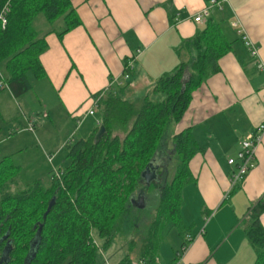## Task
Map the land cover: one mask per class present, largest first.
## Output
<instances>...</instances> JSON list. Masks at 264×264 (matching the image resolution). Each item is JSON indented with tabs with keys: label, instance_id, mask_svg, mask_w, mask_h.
I'll use <instances>...</instances> for the list:
<instances>
[{
	"label": "crops",
	"instance_id": "obj_1",
	"mask_svg": "<svg viewBox=\"0 0 264 264\" xmlns=\"http://www.w3.org/2000/svg\"><path fill=\"white\" fill-rule=\"evenodd\" d=\"M222 1L223 9L213 8L209 19L222 23L233 49L220 59V71L193 92L182 119L169 126L171 136L189 129L201 146L190 162L195 180L183 189L182 212L188 209L191 221L182 215L191 227L188 234L194 237L184 264H255L257 258L246 236L245 220L251 208L264 201V140L256 167L229 197L226 194L233 172L228 159L237 156L242 138L264 122V69L258 66L264 64V0ZM72 2L82 24L62 38L55 32L47 34L48 48L40 57L46 71L40 106H34L32 99L38 97L30 91L20 97L9 89L0 92V116L13 120L0 142V161L12 159L19 167L20 182L25 165L38 169L42 164L48 170L50 164L49 177L68 165L67 144L75 137H89L100 126L98 113L88 112L94 97L112 79L124 80L126 61L135 58L125 95L137 99L136 84H147L150 92L159 77L181 62L184 40L207 26L194 17L209 0ZM243 35L257 45L259 56H252ZM17 108L24 115L22 121L15 114ZM167 150L164 143L159 152ZM33 153L38 163L27 160ZM261 221L264 226V212ZM182 243L183 239L165 264L176 259ZM155 264L164 263L157 256Z\"/></svg>",
	"mask_w": 264,
	"mask_h": 264
},
{
	"label": "trees",
	"instance_id": "obj_2",
	"mask_svg": "<svg viewBox=\"0 0 264 264\" xmlns=\"http://www.w3.org/2000/svg\"><path fill=\"white\" fill-rule=\"evenodd\" d=\"M5 8L7 24L0 21V92L9 89L20 97L32 89L30 71L46 76L40 57L48 48L47 34L62 38L82 19L72 0H0V16ZM40 14L57 27L40 34L34 24ZM232 49L222 23L211 18L203 31L184 40L181 62L159 77L151 92L128 98L124 90L130 80L104 95L97 113L105 134L96 139L100 125L89 137L67 144L70 163L64 165L61 179L50 176L47 183L36 180L24 186L17 181L19 167L12 159L0 161V264H101L100 248L108 249L122 232L142 172L164 144L169 126L182 119L193 92L220 71V59ZM173 140L180 162L171 182L152 186L160 188L159 217L141 252L146 264L156 262L160 226L174 225L183 238L191 228L182 215L183 189L195 180L190 162L201 146L189 129ZM263 212L261 201L245 220L246 236L257 252L255 264H264ZM130 246L119 264H133L134 241Z\"/></svg>",
	"mask_w": 264,
	"mask_h": 264
},
{
	"label": "rangeland",
	"instance_id": "obj_3",
	"mask_svg": "<svg viewBox=\"0 0 264 264\" xmlns=\"http://www.w3.org/2000/svg\"><path fill=\"white\" fill-rule=\"evenodd\" d=\"M34 24L36 28L40 31V34H43L48 29L57 27V24H51L47 21L44 15L40 14L36 20L34 21ZM186 60H189L188 55L186 56ZM185 60V61H186ZM29 80L32 84V89L30 90L29 95L37 96L38 98H33L32 102L34 106H40L39 98H42V95L44 94V80L41 77H36L35 73L33 71H30L28 73ZM135 91H137V96L140 97L141 93L142 96L146 95L149 91V87H147V84H136ZM155 86V85H154ZM153 86V88H154ZM148 88V89H147ZM152 88V87H151ZM152 88V89H153ZM151 89V91H152ZM146 90V91H145ZM150 91V92H151ZM46 94V93H45ZM30 97V96H29ZM40 108V107H39ZM20 108H17L15 110V114L17 115V118L21 117V121L24 119V115L22 112H20ZM5 117V119H4ZM13 120H10V116H3V118L0 116V142L3 140V136H7L8 127L10 126V123H12ZM23 127V125H22ZM55 128V127H54ZM171 128L167 130L166 133V139L164 140L166 143V146H168V150L165 151L169 153L167 155V158H169L168 166L166 167V171L164 173V178L162 180V183H169L173 180V178L176 175V172L178 170V164H179V157L175 154L174 148V135L171 136ZM15 132V131H14ZM55 133V132H54ZM10 135V131H9ZM76 138V137H75ZM74 138V139H75ZM73 139V140H74ZM162 145V144H161ZM36 150V149H34ZM159 152V151H158ZM157 152V153H158ZM66 152L63 151L62 157H65ZM156 153V154H157ZM30 154V153H29ZM155 154V157H156ZM32 157H30L27 160H36V154H31ZM65 157L64 159H66ZM38 163V162H37ZM56 163V161H55ZM70 163V161H69ZM68 163V164H69ZM32 164V162L30 163ZM49 165V169L46 170L44 165L37 166L33 169L35 165H25L23 168L21 175V185L28 186L36 182V180L40 182H46L50 180L49 174L50 171L53 170L52 166ZM56 165V164H55ZM66 165V164H65ZM64 167V166H63ZM63 169V168H62ZM47 179V180H46ZM192 184V183H189ZM189 184H186L188 186ZM13 192L16 193L18 190L15 188L16 186L13 185ZM160 188H152L148 187L145 182L141 181V184L137 187L136 194L132 199L131 206L132 208L130 211L125 215L121 227L122 232L119 233L117 238L113 241L111 246L104 250L100 248L101 253V264H108L107 261L110 264H114L115 262H118L120 259L126 256V254L130 251V243L134 241V249L131 251L130 255L133 260V264L135 262L147 261L144 259H141V252L143 251L144 242L145 239L148 237V231L149 228L154 224L155 220L159 217L158 212V205L160 203V194H159ZM184 201V199H183ZM184 207V202L182 204V207ZM186 216V219L190 222V212L188 209H186L182 214ZM188 222V223H189ZM165 226V225H164ZM160 226L158 229L160 237V247L158 249V256L161 259V263H169L171 261V257L174 255L175 251L179 248L181 240L183 239V243L180 247V249L176 252V259L172 261L171 264H177L181 258L178 255L179 252H181V248L184 244H187L189 241H187V233L184 238L179 234L177 231V228L174 225H171L170 223L167 224L165 227ZM97 243L101 244L98 238L95 240ZM170 254V255H169ZM105 255V256H104ZM141 257V258H140ZM137 262V263H138ZM147 263V262H146Z\"/></svg>",
	"mask_w": 264,
	"mask_h": 264
},
{
	"label": "built area",
	"instance_id": "obj_4",
	"mask_svg": "<svg viewBox=\"0 0 264 264\" xmlns=\"http://www.w3.org/2000/svg\"><path fill=\"white\" fill-rule=\"evenodd\" d=\"M213 8L217 9H223V1L222 0H209L208 5H206L202 11H200L195 17L194 20L197 23H206L208 22V19L211 15V10ZM8 11V8H5L3 11V14L0 16V21L2 26H5L7 24L6 19V12ZM243 40L245 44L247 45V48L249 49L252 56L256 57L259 56V49L257 45L252 42L247 35H243ZM140 52V51H139ZM135 58L132 59V61H128L127 64H125V69L123 73L124 80H119L118 78H114L111 80V83L109 87L99 93L97 96L94 97V105L89 110V114L94 115L99 109V102L100 99L106 95L108 92L117 90L121 85H124L127 81L131 80V70H134V62ZM260 69H264V64L259 63L258 64ZM115 85V88H114ZM98 124L101 125V120H98ZM31 129L33 125H30ZM264 140V122L260 124L255 131L245 135L240 143V149L237 153L236 157H232L228 159L229 165L232 166L233 172L230 178V188L226 194V197H229L230 194L240 186L247 175L256 167V160H257V151L259 146L263 143ZM50 160H52V157H50ZM63 173V169H55L53 174L51 175L52 179H61ZM194 237H192L191 234H187V241H189L187 244H184L181 248V252L178 253L181 260L177 264H184V256L185 253L188 251L191 242L193 241Z\"/></svg>",
	"mask_w": 264,
	"mask_h": 264
},
{
	"label": "flooded vegetation",
	"instance_id": "obj_5",
	"mask_svg": "<svg viewBox=\"0 0 264 264\" xmlns=\"http://www.w3.org/2000/svg\"><path fill=\"white\" fill-rule=\"evenodd\" d=\"M168 154L169 153L162 151V152H158L156 154V157H154L155 158L154 164L158 166L159 168H157L156 170V173H157L156 180L152 183L151 186H148L146 184L148 187H152L153 185H160V186L162 185L164 173L166 171V167L168 166V161H169V158H167ZM142 182H145L143 178H142Z\"/></svg>",
	"mask_w": 264,
	"mask_h": 264
},
{
	"label": "water",
	"instance_id": "obj_6",
	"mask_svg": "<svg viewBox=\"0 0 264 264\" xmlns=\"http://www.w3.org/2000/svg\"><path fill=\"white\" fill-rule=\"evenodd\" d=\"M105 132H106V127L104 125H101L96 134V139L100 140V138L105 134ZM154 161L155 158H153V160L147 165L145 170L142 172V178L145 180V183L148 186H151L157 177L156 170L159 167L154 164Z\"/></svg>",
	"mask_w": 264,
	"mask_h": 264
}]
</instances>
